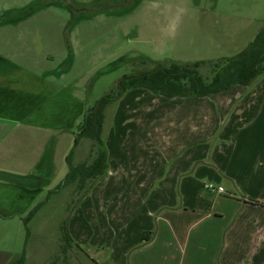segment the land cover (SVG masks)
I'll return each instance as SVG.
<instances>
[{"label":"rangeland","instance_id":"obj_1","mask_svg":"<svg viewBox=\"0 0 264 264\" xmlns=\"http://www.w3.org/2000/svg\"><path fill=\"white\" fill-rule=\"evenodd\" d=\"M263 25L264 0H0V52L9 54L7 57L13 62L33 58L36 63L39 61L40 79L34 80L42 83L38 88L41 90L35 89L37 92L42 93L43 90V94L53 96L61 91L62 96L81 99L87 108H91L105 94L116 91L122 77L151 72L158 65L174 62L199 64V75L204 79L211 78L215 64L246 50ZM21 43L36 44L30 47ZM30 48L33 52H29ZM16 64L11 63L10 69L4 67L9 71L16 69ZM262 80L264 76L258 77L251 86ZM163 99L165 101L157 98L156 102L145 104L143 108L151 106L145 123H130L125 130L122 129L127 138L148 142L130 147L137 156L147 160L143 172L155 175L163 167L162 177L182 159L184 152L192 149L187 147L184 150L185 144L199 141L188 118L197 113L198 117L194 119L197 123L199 110L205 113L208 106H212L210 103L195 106L191 102L176 106L175 100ZM119 105L115 102L106 109V143ZM128 112L126 110L125 113ZM211 119L212 114L209 113L208 124L203 122L205 129L213 122ZM172 122L173 125L170 124ZM78 133L77 126L75 136ZM50 136L51 141L47 145L45 134L38 138L43 155L52 157L48 161L51 166L47 170L38 169L34 176L24 175L29 184L40 181L44 191L24 219L36 205L46 201L50 191L69 172L67 156L75 146L73 135ZM203 137V143H206L205 132ZM167 142L172 145L167 146ZM89 151V141L83 140L76 159L78 156L83 160L89 159ZM167 155L174 162L166 166L162 159ZM198 181L203 186L215 184L208 178ZM150 183L153 185L151 193L147 189L140 192L138 187L130 184L120 192L121 196L113 199L111 212L121 224L126 225L136 219L133 227L141 226L146 210L144 203L151 200L153 204L158 198L156 192L161 180L156 183L151 178ZM75 189L76 184L51 195L28 226L20 216L11 219L0 216V264H17L23 254L24 264L112 262L111 251L116 246L123 247L129 238L121 237V231L113 234L107 222L100 219L104 230L102 227L101 232H96V240H74L70 225L72 218L77 222L81 215L78 213L80 203L71 206ZM64 222H67L69 234L75 242L67 254L61 247ZM91 241L95 242V247Z\"/></svg>","mask_w":264,"mask_h":264},{"label":"crops","instance_id":"obj_2","mask_svg":"<svg viewBox=\"0 0 264 264\" xmlns=\"http://www.w3.org/2000/svg\"><path fill=\"white\" fill-rule=\"evenodd\" d=\"M21 44L32 47L36 43ZM7 56L0 52V177H7L0 180V216H20L24 220L44 192L40 181L29 184L24 175L34 176L38 169L51 166L48 161L52 157L43 155L39 135H46L45 145L52 134L70 133L74 140V129L87 107L85 101L64 97L61 91L53 96L43 94V90L37 92L42 83L34 80L40 79L39 61L33 58L13 62ZM11 63H18L16 69L7 71L5 67L10 69ZM254 87L237 85L230 91L202 98H166L139 88L120 98L106 143L110 175L103 183H95L80 202V222L72 218L69 230L73 239L96 240V232L104 226L101 219L113 234L121 231V237L129 238L123 247L110 250L113 260L109 264H264V80ZM157 98L175 100L176 106L190 102L195 106L212 104L205 113L199 110L197 123V113L188 118L199 141L185 144L184 150L192 149L184 152L186 155L163 177V167L155 175L143 172L147 160L130 147L148 142L127 138L122 132L130 123H145L151 106L143 107ZM209 113L213 122L205 129ZM187 125L188 122L183 124ZM83 140L90 143L89 159H76ZM171 145L167 142V146ZM95 158V141L82 138L75 150L74 164H91ZM169 159L167 155L162 163L167 166L174 162ZM151 178L156 183L161 180V184L154 203H144L143 223L133 227V217L135 220L121 224L111 212L113 199L130 184L140 192L147 189L151 193ZM201 178H208L226 192L208 194L198 181ZM143 234L150 239L148 242L143 240ZM91 243L95 247V242Z\"/></svg>","mask_w":264,"mask_h":264},{"label":"trees","instance_id":"obj_3","mask_svg":"<svg viewBox=\"0 0 264 264\" xmlns=\"http://www.w3.org/2000/svg\"><path fill=\"white\" fill-rule=\"evenodd\" d=\"M199 64L158 65L151 72L140 73L122 77L118 82L116 91L105 94L95 106L86 108L82 121L78 124L79 133L75 136V146L67 156L69 172L59 185L50 191L46 201L36 205L24 219L29 225L36 213L49 201L51 195L58 194L67 187L76 184L75 198L72 205L79 204L88 194V190L95 183L102 180L109 172V150L104 138V126L107 120L106 109L120 98L134 89H144L153 94L166 98L213 96L230 91L237 85L250 86L258 77L264 76V25L256 35L249 47L233 58H223L215 64L211 78L204 79L198 72ZM82 138L95 141L96 158L91 164L75 165L73 158L75 150ZM252 204L258 201L250 200ZM71 208V207H70ZM62 249L67 254L70 245L75 244L71 238L67 222L62 229ZM143 240L148 242L146 234ZM25 254L20 262L24 264Z\"/></svg>","mask_w":264,"mask_h":264},{"label":"built area","instance_id":"obj_4","mask_svg":"<svg viewBox=\"0 0 264 264\" xmlns=\"http://www.w3.org/2000/svg\"><path fill=\"white\" fill-rule=\"evenodd\" d=\"M204 188L210 192V193H214V194H220V193H225V188L224 187H216L215 184H205Z\"/></svg>","mask_w":264,"mask_h":264}]
</instances>
